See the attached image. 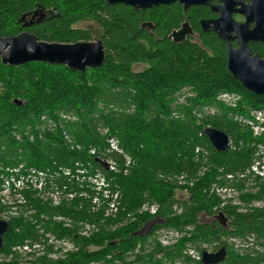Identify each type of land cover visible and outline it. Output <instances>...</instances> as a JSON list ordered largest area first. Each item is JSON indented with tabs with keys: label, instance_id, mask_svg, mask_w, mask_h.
Wrapping results in <instances>:
<instances>
[{
	"label": "trees",
	"instance_id": "16d2710c",
	"mask_svg": "<svg viewBox=\"0 0 264 264\" xmlns=\"http://www.w3.org/2000/svg\"><path fill=\"white\" fill-rule=\"evenodd\" d=\"M36 8L48 15L42 22L24 28L22 15ZM214 16L209 8L190 6L183 10L177 2L134 10L106 0H0L1 37L26 30L46 42L90 41V31L74 24L92 21L101 30L99 39L105 52L102 66L84 71L44 62L16 66L0 62V165L87 160L95 172L105 175L109 172L106 161L123 167L122 158L115 161L100 152L115 139L135 161L128 174L114 175L119 187L113 189L120 190L115 217L104 216L105 204L95 208L88 201L75 200L69 207L56 208L38 204L40 211H49V219H37L36 225L9 221V229L2 236L3 248L26 238L35 239L39 227L44 233L57 234L60 228L51 222L52 214L111 227L125 211L144 202L157 203V217L167 225L194 224L193 238L205 239L214 232L252 236L255 247L264 248V182L259 176L254 177L258 179L253 190L240 198L261 205L244 212L234 206L222 208L229 218L228 230L213 222L199 223L220 201L211 185H230L227 175L248 171L242 183L234 184L241 191L252 176L256 145L264 147V130L254 135L249 125L238 121L237 114L247 118L251 109L264 110V95L246 90L231 76L226 67L225 43L213 31L200 30L199 20ZM185 21L193 35L174 43L168 36ZM251 47L257 53L262 49V45ZM227 93L239 97L236 108L222 100L221 94ZM206 127L226 133L231 147L223 152L214 150L203 133ZM144 141L147 144L142 146ZM90 149L94 150L92 155L87 154ZM196 149L209 153L208 161L202 162L194 153ZM202 164L206 170L200 176ZM158 173H183L197 180L187 187L186 199H178L177 184L164 182ZM174 207L181 209L179 215ZM137 225L117 227L116 232L103 227L101 234L91 239L61 230L58 234L71 236L79 250L59 264H86L93 258L86 250L88 244L102 238H108V251L126 241H143L144 237L133 233ZM231 255L226 247V260L230 257L233 264H264V251L253 249L243 257ZM145 259L141 254L134 258L136 264H145Z\"/></svg>",
	"mask_w": 264,
	"mask_h": 264
},
{
	"label": "built area",
	"instance_id": "2783aa9c",
	"mask_svg": "<svg viewBox=\"0 0 264 264\" xmlns=\"http://www.w3.org/2000/svg\"><path fill=\"white\" fill-rule=\"evenodd\" d=\"M221 98L227 104H230L232 108H236V102L239 100L237 95L229 94H221ZM237 114L239 117L238 121L249 125L253 129L254 135H257L264 130V110L251 109L246 115L247 118H244V115L240 113ZM231 145L232 142L229 138V148ZM197 150L198 149H196V151ZM93 153L94 150L92 149V154ZM106 162L108 163L109 168H114L112 161ZM23 164V162H20L16 164L0 165V170L2 171L0 173V219L9 222L10 218H20L23 215L25 222L30 223L31 225H36L37 219L42 221L49 219V216L46 214V212L48 213L49 211H40L41 209L38 204L33 206L28 199H26L27 201L24 199V196H18L15 200H11L8 193L9 188L13 183V179L24 180V177L27 176L28 171L30 173L35 172L33 168H27L24 166L25 164ZM250 171L254 177H264V147L257 151L256 159L254 160ZM248 173L249 172L247 171L244 174L239 173L235 175H227V180L230 179L229 181L231 182L230 185H211V191H213L215 196H217L220 201L217 205L213 206L212 214L203 215V217L199 219V223L205 222L219 212L224 214L222 208L226 206H234L238 208V211L244 212L253 206L257 207L258 205H261V202H243L239 196L242 190L240 191L234 185L237 177H239L238 179H245L247 178L246 174ZM95 175H97V180H101L100 173L96 172ZM56 179L57 176L55 175H53L52 180L47 176H45L43 180H41L40 177H36L34 179L30 178L24 180V182H19L17 187L24 189V183L27 185L29 182L34 181L36 183H42L43 181L45 183L43 190L45 191L50 187L52 182L55 183ZM194 179L197 180V178H188V176L186 174L183 175V173L178 177L177 182H175L177 187H179L175 195L178 199H186L187 187L194 184ZM250 180L251 178L248 181ZM252 184H254V182H251L247 185ZM61 187L67 188V185H62ZM69 193L72 194L73 192ZM113 194H116L114 198L113 196L110 198V196L105 197L104 195L100 194L88 196L82 194L74 195L73 197H76L77 199L78 197L84 195L86 197L85 201H89V204L94 205L95 208L105 204L104 216L115 217L120 196H118V192L110 191V195ZM38 196L39 200L36 201H38L40 205H47L50 208H56L57 206L65 205V201L68 199L60 198L59 202L53 203L51 198L47 196L44 198V195L41 193H38ZM139 209L140 212L151 216L149 217L147 224L143 226L142 230L134 233L135 236L144 237V240L136 241L133 254H123V261L119 264H136L134 258L140 254L147 257V259H145V264H203V252L213 254L216 253L221 247L225 248L224 259L215 264H230V257L229 260H226V247L229 249L230 254L238 257H243L246 254L249 255L253 249L259 253L264 251V248L262 247H255V241L253 240L252 236L239 237L226 235L223 233L218 234V232H214V234L209 235L205 239L201 237L193 238L191 237V233L196 227L194 224L180 225V227L165 225L164 223L166 221H164L163 218L157 217L158 204L155 202H144L140 204ZM173 211H176L177 215L181 213V209H177L175 207ZM126 216L132 217V213L127 212ZM225 216L227 220H229L227 215ZM50 217L51 222H54L59 226V232L65 229L71 230L75 236L82 238L91 237L93 234L98 233L99 229L103 227L106 229L109 228V225L101 226L99 224H93L86 221H78L72 217L60 214H52ZM211 222L212 221H210V223ZM118 223L119 220L117 219L115 224ZM213 223L217 224L216 222ZM77 225H80V227L75 229ZM217 225L219 226V224ZM110 226L112 227L113 224ZM43 231H45L44 228L39 227L37 229V233H35V239L26 238L20 243L11 244L5 248H3L2 241V246L0 247V264H59V262L67 260L71 253L77 252L79 250V247L75 245L71 236L60 235L58 234L59 232L55 234L53 232L44 233ZM86 250H88V248H86ZM121 254L122 252L112 253V255L118 256H121ZM110 257V255L107 256V258ZM103 261L104 259H102L100 262H90L88 264H103ZM116 263L118 264V262ZM231 264H233V262Z\"/></svg>",
	"mask_w": 264,
	"mask_h": 264
},
{
	"label": "water",
	"instance_id": "95a60500",
	"mask_svg": "<svg viewBox=\"0 0 264 264\" xmlns=\"http://www.w3.org/2000/svg\"><path fill=\"white\" fill-rule=\"evenodd\" d=\"M210 0H106L108 4L123 3L134 10L150 8L159 4L169 5L177 2L186 10L190 6L210 5ZM247 2V3H245ZM211 10L218 13L216 18L200 19L199 27L202 32L213 31L226 45V67L231 76L248 91L256 95H264V59L252 54L247 43L250 41L264 42V0H218V4L210 5ZM237 7V8H236ZM232 13L244 16V23L233 20ZM21 20L24 28L40 23L45 17L41 8L34 9L29 21ZM253 23L250 28L249 24ZM193 34V29L187 21L181 27L173 30L169 38L174 43L184 41ZM236 43L232 47L231 42ZM105 52L101 39L80 41L75 43L46 42L39 40L36 35L23 30L14 36H0V62L4 65L16 66L28 62H44L48 64L65 65L70 69L84 71L88 67L102 66ZM20 104V101L14 100ZM204 135L217 152L229 148V137L221 130L206 127ZM216 222L228 230L226 216L219 212L205 222ZM9 229L8 222L0 219V247L2 236ZM225 248L221 247L216 253H202L203 264H215L224 259Z\"/></svg>",
	"mask_w": 264,
	"mask_h": 264
},
{
	"label": "rangeland",
	"instance_id": "374dc122",
	"mask_svg": "<svg viewBox=\"0 0 264 264\" xmlns=\"http://www.w3.org/2000/svg\"><path fill=\"white\" fill-rule=\"evenodd\" d=\"M74 27L89 30L91 33V39L92 40L99 39V37L101 35L100 28L92 21L77 22L76 24H74ZM92 40H90V41H92ZM135 69H137V70L140 69V66H136ZM146 144L147 143L144 141L142 143V146H145ZM262 146H263L262 144L258 143L256 145V149L261 150ZM77 149H78V145H77ZM100 150H101L100 152H102V154H103V156H105V158H109V159H112L115 161H118L119 158H122L123 167L122 168L120 167V169H119L116 166V164H114V161H112L114 168L113 169L109 168V172L105 175L100 173L101 180H97L96 179L97 175H95L96 172H95V170H93V168H91V165H90V163H88L87 160H75L74 162H70L68 164L60 163L57 160H51L49 162L47 161L46 164H43V165H34V164H30V163L23 161V163L25 164V165L24 164L23 165L25 167L33 168L35 170L34 173H30L28 171L27 176L24 177V180H27L30 178L34 179L36 177H40V179L43 180V178L45 176H47L49 179L52 180L53 175H55V176H57V179L55 180L56 184L54 182H52L50 187L44 191L43 186L45 183L43 181H42V183H36L33 181V182L27 183V185L24 183V189H20L17 186H18L19 182L20 183L24 182V180L13 179V183L11 184L9 191H8L10 199L15 200L18 196H24L25 200L28 199L31 202V204L33 206H35V204H39V202L36 200H39L38 193H41L44 195V198L46 196L51 198L53 203L59 202L60 198H65V199L68 198L65 201V205L69 206L75 200H76V202L85 201V198H86L85 196H88V195H95V194L99 195L100 194V195H104L105 197L110 196V198L113 196V198H114L116 196V194L110 195V191H116V192L120 191L118 189H113L116 186L119 187V185L114 182V178H115L114 175L115 174H121V173L125 174V175L128 174L129 167L131 166V163L134 165L135 161L132 160L131 156L124 150L122 145H120L119 139L110 140L108 142V144L105 145L103 148H100ZM134 153L138 154L137 151H134ZM194 153H196L199 156L198 158L202 162L208 161L209 153L204 152V151L201 152L200 150L194 151ZM256 153L257 152H255V154ZM87 154L91 155L92 149H90L87 152ZM105 164L108 166L107 162ZM119 165L121 166L122 163ZM200 169H201V171H199V172H201V173H199L198 175L201 176L202 172L203 171L205 172V170H206V165L202 164L200 166ZM1 172L2 171L0 170V173ZM181 174L182 173L171 175V174L158 173V176L164 182L169 183V182L173 181L175 183V182H177V179ZM238 178L239 177L236 178V182L234 184H238L239 182H241V183L243 182L244 179H238ZM252 178H254V176H251L250 181L245 182L246 190H245V188H243L241 193L239 194V196L242 193L247 194L249 191L253 190L254 184H252V185H247V184H250L251 182H256V179H258V178H254V179H252ZM260 178H261V182H264V177H260ZM228 180H230V179H228ZM62 185H67V188L61 187ZM69 192H73V193L70 194ZM82 194H85V196L83 195L81 197H78L77 199H76V197H73L74 195H82ZM0 196H1V193H0ZM181 197H182V195H181ZM0 204H1V201H0ZM139 207H140V205L134 207L133 210H131V211H125L124 215L120 218L119 223L113 224L112 227L108 228L110 230V232H114L117 227H124L125 228V226L127 227L128 225H131V224L136 223V222H138V225L136 226L135 231L133 233H136V232L142 230L143 226L145 224H147V222L149 220L139 221L141 219V217L146 216L145 213L140 212ZM127 212H131L133 216L127 217L126 216ZM23 217H24L23 215L20 218L12 217V218H10L9 221L24 220ZM164 224L167 225L166 222ZM79 227H80V225H77L75 229H78ZM102 229H99V232L96 234H93L92 237H97V235L101 234ZM108 229H106V230H108ZM65 230H67V229H65ZM106 232H108V231H106ZM130 233H132V232H130ZM88 238L91 239V237H88ZM129 242L130 241H126V243H129ZM107 243H108V238H102L99 241H95V242L93 241V242L89 243L88 245H90V248H88V250L93 255V258L87 260L86 264H88L90 262H100L102 259H104L103 264H117L116 262H118V264H119L120 262L123 261V254H126V253L133 254V250H134V247L136 245V241H133L132 243H129L125 247L126 243L123 242V244H118V246H116L112 250L108 251V250H106ZM113 251H116V252L121 251L122 254H121V256L112 255ZM108 255H110L111 257L107 258ZM232 256L233 255H231V257ZM229 263L231 264L232 261L229 260Z\"/></svg>",
	"mask_w": 264,
	"mask_h": 264
},
{
	"label": "flooded vegetation",
	"instance_id": "af4514ba",
	"mask_svg": "<svg viewBox=\"0 0 264 264\" xmlns=\"http://www.w3.org/2000/svg\"><path fill=\"white\" fill-rule=\"evenodd\" d=\"M210 2V5H216V4H218V0H210L209 1ZM245 3H247V2H245ZM210 5H202L203 7H206V8H209L210 10H211V7H210ZM237 8V7H236ZM212 11V10H211ZM214 14H215V16L214 17H212V18H216L217 16H218V13L217 12H214V11H212ZM48 15V13L47 12H45V16H47ZM30 18H31V14L30 13H28V14H26V16H25V20L24 21H29L30 20ZM232 18H233V20L234 21H236V22H238V23H244V21H245V18H244V16L243 15H241V14H238V13H232ZM203 19V18H202ZM205 19H210V18H205ZM199 24V23H198ZM253 26V23H250L249 24V27L251 28ZM193 35V34H192ZM169 38V37H168ZM170 39V38H169ZM231 45H232V47H236V43L233 41V42H231ZM247 45H248V47H249V49H250V51H251V53L252 54H255V55H258V57L260 58V59H264V42H259V41H250V42H248L247 43ZM254 45H262V49H260V52H256V51H252L253 49H252V47L251 46H254Z\"/></svg>",
	"mask_w": 264,
	"mask_h": 264
},
{
	"label": "bare ground",
	"instance_id": "6f19581e",
	"mask_svg": "<svg viewBox=\"0 0 264 264\" xmlns=\"http://www.w3.org/2000/svg\"><path fill=\"white\" fill-rule=\"evenodd\" d=\"M176 94V93H175ZM228 94V93H227ZM133 216V215H132ZM179 227V226H178ZM132 231V230H131ZM83 241V240H82Z\"/></svg>",
	"mask_w": 264,
	"mask_h": 264
}]
</instances>
